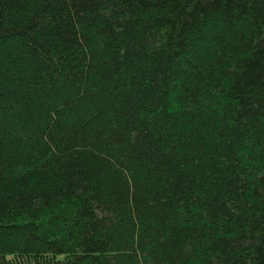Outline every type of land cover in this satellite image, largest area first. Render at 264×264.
I'll return each mask as SVG.
<instances>
[{
  "label": "trees",
  "instance_id": "obj_1",
  "mask_svg": "<svg viewBox=\"0 0 264 264\" xmlns=\"http://www.w3.org/2000/svg\"><path fill=\"white\" fill-rule=\"evenodd\" d=\"M0 264H264V0H0Z\"/></svg>",
  "mask_w": 264,
  "mask_h": 264
}]
</instances>
